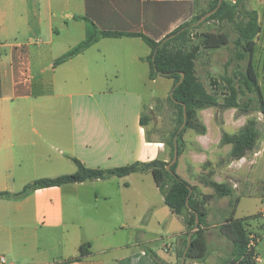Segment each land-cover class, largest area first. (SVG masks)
<instances>
[{
  "label": "crops",
  "instance_id": "crops-1",
  "mask_svg": "<svg viewBox=\"0 0 264 264\" xmlns=\"http://www.w3.org/2000/svg\"><path fill=\"white\" fill-rule=\"evenodd\" d=\"M195 1L0 0V192L18 193L35 180L73 174V159L104 170L168 160L164 144L146 140L141 125L145 92L162 79H150L152 50L142 39L102 38L84 53L57 61L86 39L87 20L100 31L140 33L160 42L191 20ZM223 112L225 122L218 131L211 124L215 137L203 120L206 133H197L192 145L187 144L192 150L187 148L179 158L183 163L177 173L202 194L214 195L213 189L190 180V175L207 173L202 167L194 173V158L203 156L201 165L211 163L213 179L232 187L225 203L231 206L234 200L255 198L253 185L264 183L251 177L255 158L264 155V114ZM250 119L257 120L261 139L245 157L233 159L232 146H221L222 135L237 134ZM216 145L228 156L222 166L209 158V149ZM148 174L40 189L21 201L0 199V264H110L101 259L106 255H113L114 264H176L187 226L179 217L184 224L172 234L175 243L163 244L158 252L148 246V205L157 210L148 197ZM154 189L160 193L157 185ZM216 198L208 204L207 257L187 264H226L232 259L231 240L221 229L228 218L217 221L210 213ZM157 215L152 217L162 233L178 218L168 210ZM102 216L112 222L105 224ZM259 242L256 260L264 264ZM86 243L92 246L91 254L81 257L80 247ZM118 252L121 256L114 257Z\"/></svg>",
  "mask_w": 264,
  "mask_h": 264
},
{
  "label": "trees",
  "instance_id": "trees-1",
  "mask_svg": "<svg viewBox=\"0 0 264 264\" xmlns=\"http://www.w3.org/2000/svg\"><path fill=\"white\" fill-rule=\"evenodd\" d=\"M249 0H224L216 13L209 17L204 23L195 26L207 13L217 8L219 0H208L207 9L202 10L203 0H196L194 15L190 21L184 23L174 32L168 35L173 38L156 42L148 36L140 33L105 32L100 31L89 20L86 39L67 52L57 61L64 63L75 56L88 50L92 45L102 38L135 37L142 39L152 50L148 59L151 67L150 79L164 77L173 80V97H168V102L177 110L176 126L169 137L162 141L169 159L158 158L148 163H135L132 165L115 169H90L77 159L73 162L77 171L73 174L62 175L55 178H43L27 184L18 193L0 192V199L21 201L31 193L52 187L85 183L96 180H107L113 177L125 178L136 173H151L154 181L164 198V203L171 212L182 217L188 233L183 239L182 249L178 254L179 264L188 244V235L195 229L196 214L199 218V230L193 235L192 244L189 249L186 263L205 261L208 254L206 239V227L208 226L209 209L208 204L214 198L230 197L233 189L226 183H219L213 179L214 171L210 169L211 163L205 162L203 170L207 173L201 174L199 182L214 190V195H206L200 192L197 186L191 185L177 173L179 160L172 168L167 170L169 162L174 157V139L179 128L184 122V109L188 117L186 128L179 134L178 148L179 158L186 151L184 134L188 129H194L200 135L206 133V127L199 121V113L210 108H219L221 111L236 109L240 114L259 112L264 114V88L260 82V75L256 65L258 41L264 36V22L261 21L260 12L256 9H248L246 3ZM217 22L221 25H232L237 33L235 39L223 31L205 32L200 35L199 42H192L193 33L204 24ZM233 44V56L225 65L228 70L232 62L238 66L246 62L245 70L237 69L233 74L226 72L220 78L211 77V90L199 79L197 74V61L203 53H213L227 48ZM155 63L153 62V56ZM181 85H176L182 80ZM149 117L144 114L141 119L142 127H147ZM262 133L256 119H250L247 124L237 133H223L221 146L231 145L230 157L241 159L248 152L258 146ZM148 140L149 137H148ZM192 191V193H191ZM189 197V206L187 198ZM238 199L236 202L238 203ZM255 216L251 219H257ZM249 219L228 218L221 229L230 238L232 243V259L226 264H259L256 260L255 247H250L251 236L255 233L250 228ZM257 235L255 234V238ZM257 243V238H256ZM91 244L86 243L80 247V256L86 257L91 254ZM157 264H166L165 262Z\"/></svg>",
  "mask_w": 264,
  "mask_h": 264
},
{
  "label": "rangeland",
  "instance_id": "rangeland-1",
  "mask_svg": "<svg viewBox=\"0 0 264 264\" xmlns=\"http://www.w3.org/2000/svg\"><path fill=\"white\" fill-rule=\"evenodd\" d=\"M208 0H203V4L201 5L202 10L207 9ZM248 9H256L260 12L261 21L264 22V0H249L246 3ZM223 31L228 33L231 36V39H235L237 37V33L233 29L232 25L225 24L221 25L217 22H209L204 24L200 29L195 31L192 37V42H199L200 35L205 32H219ZM233 56V44L231 43L227 48H223L221 50L215 51L213 53H203L202 56L197 61V74L199 79L205 84V86L208 88V90H211V77L220 78L222 75H224L226 72L228 74H233L237 69L243 71L245 70L247 63H241L240 66H238L237 62H232V64L229 66L228 70L225 71V65L226 63L231 59ZM256 65L258 69V73L260 75V82L262 87L264 88V36L258 41V51L256 55ZM173 81L167 80V78L162 77V79H159L158 83L155 85H152V87L147 89L145 92V113L147 117H149L148 126L146 127V134L149 137L150 140L159 141L162 143L163 140L167 139L169 137V134L174 131V128L176 126V116H177V110L168 102V97L164 98L166 93L171 90ZM164 98V99H161ZM208 110V109H207ZM201 114V115H200ZM233 114V113H232ZM224 115L225 113L218 108H214L210 110L209 112L199 113V121L202 123L204 119H206L208 123V127L210 130V136L214 135L215 137V130L214 127L221 126L224 121ZM236 116V115H235ZM233 118L235 120V117L233 115L230 116V124H232L233 129L236 130L237 123H233ZM214 126H212V125ZM229 124V125H230ZM262 127V126H261ZM234 130H230V133H235ZM264 130V129H263ZM218 131V129H217ZM234 131V132H233ZM222 132V129H221ZM148 137H146V140H148ZM197 137V132L194 129H188L184 134V139L186 142V149L188 148V145H192V142H194L195 138ZM211 138V137H209ZM205 144L207 142L203 141ZM262 144V143H261ZM262 146V145H261ZM191 147V146H190ZM189 151H191V148H188ZM209 158L214 162H218L221 166L226 161H228V156L226 155V151L223 149V147L214 146L213 148L209 149ZM187 151V154L189 153ZM169 159V156H168ZM203 156H197L193 160V168L194 173L198 174L203 167L201 165V162L204 161ZM220 161V162H219ZM255 161L257 165L254 167V173L251 174V177H254L255 180H264V155L260 157H256ZM180 166L183 161H179ZM218 165V167H220ZM192 171V169H191ZM189 171V172H191ZM203 171V170H202ZM182 173V172H181ZM134 179L131 180H138L139 177H133ZM113 182H119L124 179L119 178H112L109 179ZM148 180V197L150 198L153 205L156 207V212H153L150 210L148 205V233H147V240H148V246H150L155 252H158L160 250V247L164 244L172 245L175 243V236H173V233H176L180 226H182L184 223L181 221V219L178 217H174V219L170 220V230L168 233L161 232V228L156 224L155 216L152 217V214L160 213L161 210H168L170 214L171 210L165 209L167 208L165 203L162 201V195L158 191H156L155 188V181L152 175L148 174L147 177ZM190 180L194 184H200L198 178L193 175H190ZM253 190L256 191V197L255 198H247L243 197L240 199V202H234L231 206H227L225 204L229 199L223 198L219 199L216 198L213 200V205H211L210 213L211 215L215 216L217 221H224L227 218L234 217L235 219H249L250 228L254 231V233L257 235V240L260 242L258 243L259 249H264V220L262 219L263 215L261 213H264V183L254 184ZM235 196L240 195L239 191H235ZM163 208V209H162ZM260 214V215H259ZM175 216V215H174ZM255 216H258L256 219ZM152 217V221H150ZM157 218H160V215H157ZM102 220L105 224L111 223L112 220H109V218H106L105 216H102ZM113 223H116L113 221ZM129 226H134L135 221H126ZM164 235V238L162 240H157L161 235ZM114 240L118 239L117 237H113ZM257 245V243H256ZM140 249H134V252L138 253ZM115 256H121V253H116ZM113 255H106L101 257V259H107L109 260L110 264H114L112 260Z\"/></svg>",
  "mask_w": 264,
  "mask_h": 264
},
{
  "label": "water",
  "instance_id": "water-1",
  "mask_svg": "<svg viewBox=\"0 0 264 264\" xmlns=\"http://www.w3.org/2000/svg\"><path fill=\"white\" fill-rule=\"evenodd\" d=\"M224 0H219V4L217 6L216 9H214L213 11L207 13L206 15H204L200 21L195 25V26H199L201 25L202 23H204L209 17H211L214 13H216L218 11V9L221 7L222 3H223ZM234 2H236L237 0H233ZM174 36H170L169 38H166L165 41H168L169 39L173 38ZM155 55L153 56V62L155 63ZM184 80V75H183V78L182 80L176 85V87H178L179 85L182 84ZM173 93H174V90L171 91L170 93V96L173 97ZM184 122L182 124V126L179 128L178 130V133L177 135L175 136V139H174V144H175V151H174V157L173 159L169 162L168 166H167V170L169 172H171V168L172 166L178 162L179 160V148H178V139H179V134L186 128L187 126V122H188V117H187V114H186V109H184ZM192 193V191H191ZM187 206H189V197L187 198ZM195 229L193 231H191L188 235V244H187V247H186V250L183 254V257H182V260L179 264H185L186 263V260H187V255H188V252H189V249L191 247V244H192V238H193V235L199 230V218H198V215L196 214V220H195Z\"/></svg>",
  "mask_w": 264,
  "mask_h": 264
},
{
  "label": "built area",
  "instance_id": "built-area-1",
  "mask_svg": "<svg viewBox=\"0 0 264 264\" xmlns=\"http://www.w3.org/2000/svg\"><path fill=\"white\" fill-rule=\"evenodd\" d=\"M256 246V238L255 236H251V242H250V247H255ZM170 247H167L169 249ZM143 255H145V252H143ZM2 263L5 262L4 258H2Z\"/></svg>",
  "mask_w": 264,
  "mask_h": 264
}]
</instances>
